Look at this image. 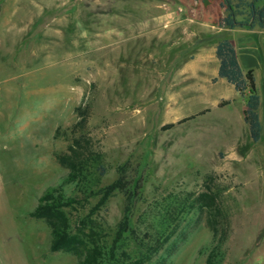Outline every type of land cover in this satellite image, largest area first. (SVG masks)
I'll return each mask as SVG.
<instances>
[{"label":"rangeland","instance_id":"1","mask_svg":"<svg viewBox=\"0 0 264 264\" xmlns=\"http://www.w3.org/2000/svg\"><path fill=\"white\" fill-rule=\"evenodd\" d=\"M219 3L0 0V264H75L48 251L47 225L28 212L60 184L55 157L80 135L84 178L62 184L78 201L64 209L71 226L121 178L93 217L109 239L135 190L130 230L166 240L149 264H206L210 254L211 264H264V28L220 27ZM224 36L239 69L253 72L255 143L242 121L246 92L212 82ZM131 238L123 248L133 257Z\"/></svg>","mask_w":264,"mask_h":264},{"label":"trees","instance_id":"2","mask_svg":"<svg viewBox=\"0 0 264 264\" xmlns=\"http://www.w3.org/2000/svg\"><path fill=\"white\" fill-rule=\"evenodd\" d=\"M219 6L223 9V16L219 26L228 30L245 28L247 30L264 28V0H220ZM213 55L217 60L216 76L233 86L235 92L242 94L244 108L242 121L246 125L249 140L257 142L260 137L261 125L258 118L259 96L257 94L252 69L242 71L239 69L235 50L228 38L221 37L215 44ZM81 121L77 127H82L86 110L77 109ZM85 113V114H84ZM66 154L55 157L57 163L66 172L60 184L48 186L36 200L35 206L28 212V216L42 220L49 229V252H66L75 257V264H149V260L166 240H147L146 243L139 239L134 231L129 228V215L131 213L135 190L127 195V203L123 215L116 225L113 234L107 238L102 233L95 221L93 214L104 204L106 198L114 193L121 192L125 183L121 178L106 185L99 191L97 203L85 215L78 218L71 226L64 209L78 205L74 196H67L62 191V184L78 182L84 178L83 172L87 163L86 154H90L83 135L71 140L66 147ZM199 200L206 202L207 197L198 196ZM212 221L208 223L209 230L215 238L216 229ZM127 235L132 236V242L137 248V255L131 257L123 248V241ZM217 239L213 249L221 243ZM210 254L206 264H211Z\"/></svg>","mask_w":264,"mask_h":264},{"label":"crops","instance_id":"3","mask_svg":"<svg viewBox=\"0 0 264 264\" xmlns=\"http://www.w3.org/2000/svg\"><path fill=\"white\" fill-rule=\"evenodd\" d=\"M233 46V45H232ZM234 48V47H233ZM235 50V54H236V57H237V59H238V55H237V53H238V50L239 49H234ZM247 58V57H246ZM237 62H238V60H237ZM250 64V62H248V64L246 63L245 65L246 66H248ZM216 69H217V67H216ZM216 69H215V71H214V77L216 76ZM246 70V69H245ZM219 81L220 80H223V79H218ZM225 81V80H224Z\"/></svg>","mask_w":264,"mask_h":264}]
</instances>
